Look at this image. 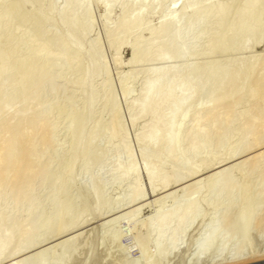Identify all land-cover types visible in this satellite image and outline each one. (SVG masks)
Returning a JSON list of instances; mask_svg holds the SVG:
<instances>
[{
	"label": "rangeland",
	"instance_id": "obj_1",
	"mask_svg": "<svg viewBox=\"0 0 264 264\" xmlns=\"http://www.w3.org/2000/svg\"><path fill=\"white\" fill-rule=\"evenodd\" d=\"M87 1L91 7V9L89 7L87 12L77 6H69L68 8L70 15L77 13L81 17L84 41L94 45L101 51L103 64H105V69L99 77L92 81L90 86L92 92L97 95V101L93 106L91 119L88 122L87 134L92 136L95 130V124L99 118L106 117L108 112L106 102L110 96L109 93L113 89L117 95L119 94L117 97L122 101L119 104L123 106L120 107L118 104V107L122 111L120 110L115 117L117 123L114 122L115 125L119 124V128L122 131L119 133L120 138L133 149L131 151L134 153L132 152L133 154L130 158L126 155L124 157L123 154L122 158V148L109 147L111 144L108 142L107 136L112 130L114 122L111 120L106 121L103 127L104 136L100 140V147L103 149L107 148L108 154L102 165L92 170V174H98L102 177L100 180L102 182L99 179L97 182L98 184H102L100 188L102 189L101 203H103V207L101 210L94 208L96 205L92 194V185L89 183L91 180L86 176V172L89 169L87 167L88 164L81 160L79 155H75L77 157H68L72 145L70 132L71 116L81 111L87 102L81 90L78 88L85 77L83 73L75 72L81 60L82 53L79 50L68 47L65 40L61 41V38L59 39V34L66 33L65 27L59 19H57L55 29L37 27L33 30L26 23L20 21L18 17L17 19L12 18L14 19L12 21L15 23L14 34L18 35L26 31L29 34V40L16 54H13V56L16 55L14 57L15 59L13 56H10L13 61L12 69H14V71L11 70V75H9L11 77L7 80L8 83L6 82L8 86L10 85V88L7 86L10 92L8 89L7 93L9 95H7L8 97L5 96L6 98L4 99L1 96V91L0 102H6L5 105L8 102L10 104V101L13 99L11 97L17 96L18 94L19 96L15 97L17 99L12 100L13 102L11 103L13 105L11 104L9 106V110H6L2 103L3 108H0V110H3V112L1 111L3 115L0 114V124L1 122L5 123L9 115L13 121L14 118L11 116V113L18 118L13 113L15 107H18L17 110L20 108V111L26 113L28 112L26 108L29 107V113H24L22 114L23 116L20 114L21 118L19 116L20 119H18L21 123L19 124L18 121V126L21 128L24 125L23 119L25 115L27 117L29 116L27 118L28 120L31 118V115L33 116V113L34 116L31 120L35 122L38 119V123L36 122L38 125L28 120L32 125L31 123H27V125H30L28 126V131H25L26 129L22 131H25L24 136L28 132L29 135L35 138L33 139L28 135L27 138H31L32 140L28 139V141L26 138L24 140L26 147L28 146L32 150L28 149V153L31 152L34 155L31 158V154H28L30 157L28 161L29 165L28 167L23 166L22 172H25L29 167H33L32 169H28L32 172H27L28 170H26L28 173V176L26 173L27 178H24L23 175L25 173H22L23 179H21L22 181L18 180L17 183L14 181V174V177H12L14 171H10L12 173L8 175L13 179L12 181L10 179L13 186L10 182L7 183L9 176H7V180H4V185L7 184L5 187L2 185L3 182L0 184V217L4 215L10 217L14 223V225L12 223L14 241L4 250L0 264H8L12 261L17 262L20 257H24V260L23 258L21 259L24 261L23 264H208L214 259H228L235 248L233 242L238 243L241 241H243V253L248 255L251 253H263L264 223L261 224L260 221L264 219V39L259 38V35L255 33L249 34L247 37L245 35H238L235 38L228 37L224 40L227 41L229 39L226 44H223L224 46L227 45L224 52L221 50L213 53L208 52L207 45L212 33L216 29V24L211 18H206L202 23L195 24L192 22L193 19H188L190 10L188 8L186 10L180 8L182 2L180 0L178 3H175L177 4L175 5V13H177L178 26L186 35L181 32L173 40L175 45L168 47L167 45L171 39V33L169 31L157 34L149 29L155 30L159 26L163 6L143 8V20L147 25L129 34L118 30V26H116L123 14V8L120 4L116 3L111 6L109 12L105 14V8L100 0ZM130 1L127 8L130 9L133 6L131 8L133 10L136 6L132 5ZM203 1L206 2L207 0H199V2ZM221 1L227 2L228 0ZM261 1L259 0V5ZM64 3V0H56L55 11L57 12ZM168 3L166 6L169 5L170 7V3ZM173 5L171 6L172 9H174ZM14 15L17 16L16 14ZM190 28L192 30L187 32ZM261 32L264 35V28ZM124 40L127 42L126 44L123 43ZM136 40H139L144 50L151 49L152 51L145 54L139 53L137 57L132 59V52L128 43ZM11 44L9 31L4 28L0 34V53ZM153 44L154 46H152ZM180 46L186 48L182 55H179L177 52V48ZM161 53L166 55L164 59L159 57ZM35 57H39V62ZM32 62L35 65H39V67L33 66L34 63L32 64ZM40 62H43L44 66ZM30 63L31 69L26 67L28 65L30 66ZM242 64L244 67L246 64H250L251 71L245 78H242L240 75L241 79L239 77L237 80L240 84L236 81V84H234L235 87L233 84L230 87L228 86L230 84L224 85L227 88H224L223 92L228 95V98L231 96L229 100L223 92L219 96H216L214 92L215 86L220 82L221 75L223 76L229 72L232 74L231 71L238 70L237 67L242 68ZM20 66L23 71L26 69L25 72L22 71ZM167 67L171 71L166 79H170L172 82L191 83L190 85L195 89L194 93L196 92L194 98L186 108L187 116L181 130L183 140L181 139L178 145V150L180 152L182 150V156L186 159L187 164L181 160L166 158L167 156L163 154L164 147L151 148L144 141L142 142V138L150 129V125L161 118L162 112L166 111L167 105L171 101L160 107V113L154 115L150 113L140 115L138 114L139 109L137 106L131 105L133 101H140L146 83L157 76V72L154 71ZM214 68H220L221 70L213 76L209 75ZM35 70L36 74L34 72ZM40 70L44 74L42 73L41 75ZM26 71L29 73H26ZM21 73H25L24 78L26 77V80H23L27 82L26 84L23 82V86L19 84V81L23 78V74ZM45 73L48 74L45 75ZM43 75L44 79L42 78ZM30 77L32 78L30 79ZM37 77L43 79L38 81L40 85H38ZM123 77L126 82L122 81ZM18 79L19 81L17 83L15 80ZM112 79L113 83L111 82L112 85L109 86L108 82L110 80L112 81ZM0 80L2 81V78ZM243 81L245 83L244 86ZM120 82L121 84L119 85ZM15 83H17V87H15ZM32 83L34 84L32 85ZM203 83L205 85H202ZM115 85L118 88V92ZM236 85H238V88H236ZM22 87L25 92H28L32 88V91L30 90L31 92H29H33L35 97L33 99L32 94L26 92L28 95L25 93V97L28 96V98H24V104L27 106L29 95H31L29 101L30 106L28 105L24 108L25 105L21 104L23 105L21 110L20 103L22 101L24 102V91L22 92ZM14 89L20 91L17 93ZM12 90L13 92H11ZM119 90H123V92ZM213 92L215 96L212 94ZM211 97L215 102L214 104L212 103ZM216 99L220 100L221 105H219L220 103L218 101V104L216 103ZM222 99L226 102H223ZM228 103H230L232 109H230ZM207 104L208 106H206ZM210 104L218 110L215 109V112L214 110L212 111ZM226 104H228L230 112L226 106H223ZM23 108L26 111H23ZM221 108L225 109V111ZM209 112L213 116L207 115ZM17 113L20 112L18 111ZM219 113L220 115H218ZM37 116L41 117L39 118ZM5 118L6 120H4ZM41 118H44V121ZM10 119V124H12L13 122ZM130 119H133L132 122ZM9 121L7 120L8 123ZM40 121L43 122V125ZM22 123L23 125H21ZM129 123L132 124L130 125ZM2 124L0 126V146L4 147L5 140L3 141V139L8 134L6 132L4 133V131L2 132L3 127L6 125L3 124L2 127ZM249 124H252V126ZM47 125L49 126V132L46 129ZM193 125L194 127L197 126L196 128L199 130L201 128L202 133H204V137H202L203 135L201 136L202 140L197 135L195 139L193 138L194 141L185 138V135H187V132ZM39 126V129L44 128L45 131L38 130ZM13 127L15 128L17 125ZM29 129H32L34 133H29L31 132ZM165 129L163 127L161 131L164 132ZM3 130H6V128ZM258 130L262 132L259 133ZM7 131H10V129ZM45 132L48 133L45 134ZM255 137L257 140H255ZM45 138L48 139L46 140ZM254 140L258 144H255ZM26 141L28 143L31 141L32 143L28 144ZM120 141L122 142L121 139ZM195 141L196 143L199 141V145L203 143L205 147L202 144L204 152L201 155L198 154V156L195 155L196 157H193L192 155L190 156L189 143L192 144ZM26 147H22L23 150H26ZM141 151L149 155L147 164H152V169L158 172V178L154 183L155 188L152 185L148 187L149 181L144 170L146 162L140 160L142 157L140 155L142 154ZM0 155V158H2L3 154ZM118 156H120L119 160L120 162L122 161V166L125 167L127 165L126 162L130 163L134 161L138 169L136 170L137 173L135 171L127 178L113 182L119 173L115 166ZM139 156L141 157L139 158ZM30 159L34 160V165ZM124 159L126 162L123 163ZM37 162L39 164L36 167ZM189 165L199 168L198 170L200 171L197 170L198 173L195 172L191 176L189 174L187 177L185 176L186 179L184 177L179 182H176V175L187 172ZM221 168H228V170L231 168L230 178L231 181L233 179L232 185L235 183V187L230 184L233 189H231V186L228 189V186L225 192V188L222 185L223 188L218 185L219 183H226L222 182L223 177L222 179L219 177L221 179L220 181L217 176L218 179L214 176L215 172L219 169L221 170ZM37 169H40L41 174ZM139 171L140 173H138ZM35 172L37 173L36 175ZM29 178L31 179L29 180ZM165 178H169V184L166 187H161L160 183ZM136 183L138 184L137 186ZM19 184L21 187H19ZM138 186L139 189L141 188L140 191ZM17 187L21 188V194L25 193L23 196L19 195L20 193ZM133 187H137L138 193L131 191ZM217 189L220 190L218 191ZM228 190L229 192L231 190V192H227ZM172 191L174 192L172 193ZM135 193L136 195L139 194V196H134ZM164 195L167 198L163 200ZM192 197L197 200L198 214L191 221L190 225L185 228L184 232H182V236L181 234L177 235L178 238L181 236V239L179 238L181 242L180 247L175 251H168L165 245L160 246V248L157 247L155 245L156 243H154L156 240H153L156 238V232L154 233L151 226L147 225L149 221L153 220L152 216L157 212L167 211L175 206L184 207ZM92 201L95 206L92 204ZM226 216L229 220L225 219ZM230 217L232 218L230 219ZM224 219L228 222V225L230 223L234 227V233L229 234L230 238L233 235V240L222 248L220 236L214 235L212 246L203 257L198 258L197 246L199 243L197 244V242H199L203 233L206 232L207 224L217 220L220 224H223L221 225L223 230L226 228L227 231L229 227L233 230V227L230 225L228 227L224 226L226 223H223ZM68 220L70 221L69 223H67ZM242 221L243 223H241ZM30 222L37 227V231L34 233L36 234L35 237L33 236L27 242V239L25 240L23 244V246L25 245V250L17 252V254L12 253L15 245H18L22 240L20 235L23 232H19L20 227L23 231V228L27 227ZM0 223L2 225V221ZM70 223H73V225H70ZM64 224L67 229H64ZM5 226L7 227L4 223V228ZM0 230L3 231V228ZM223 230L221 233L226 232ZM15 240H17V243L14 245ZM9 249L11 250L9 251ZM144 255L146 259H144ZM148 256H151L150 261L148 260ZM22 261L19 260L18 262L22 263ZM146 261L148 262L146 263Z\"/></svg>",
	"mask_w": 264,
	"mask_h": 264
},
{
	"label": "bare ground",
	"instance_id": "obj_2",
	"mask_svg": "<svg viewBox=\"0 0 264 264\" xmlns=\"http://www.w3.org/2000/svg\"><path fill=\"white\" fill-rule=\"evenodd\" d=\"M64 1H65L64 5L62 7H60L58 9V11L56 12L55 11L56 0H0V34L2 33V30H4V28L8 29L10 42H12V44L10 46L6 47L0 53V77L2 78V81L0 80V92L2 91L1 96H3L4 99L6 97H8L7 95H9V94L7 93V91L10 88L9 87L10 85L9 86L7 85V83H8L7 80L9 77H11V76H9V75H11L10 74L11 70L14 71V69H12L13 68V65H12L13 61L11 60L12 58H10V56H13V54H16L25 44H27V42L29 40V34L26 31L21 32L18 35L14 34L15 23L13 22L14 19H12V18L17 19V17H18L20 21H22L23 23H26L33 30H35L37 27H45V28L55 29V27L57 26V19H59V21L62 23V25L66 29V33H61L58 35L59 39L61 38V41L65 40L67 42L66 45H68V47L79 50L82 53L81 60L79 61L78 66L75 69V72H81V73H83V75L85 77L84 80L80 83L78 88L81 90V93L83 94V96L85 97V100L87 101L86 106L81 111H79L78 113H75L74 115L71 116L70 132H71V136H72V143H71L72 145L70 147L68 157L69 158H71L70 156L77 157L75 155H79L81 160L85 161L86 164H88L87 167H89V169L86 172V176L88 179L91 180V182H89V183H91V185H92V194H93L96 206L94 205L93 201H92V204L95 206L94 208L101 210L103 207V205H102L103 203H101L102 202V199H101L102 198L101 197V193H102L101 190L102 189L100 188L101 187L100 185H102V184L101 183L98 184L97 180L99 179V181H100L102 177H101V175H98V174L97 175L92 174V170L100 167L102 165V163L104 162L105 157H107L108 149L107 148L103 149L100 147V140L104 136L103 127H104V124L106 123V121H108V120H111L113 122L115 121L117 123L115 117L121 110L118 107V104L121 100H119L120 98L118 99V97H117L119 94L117 95L116 91H114L112 89V92L109 93L110 96L108 97V100L106 102V106L108 109L106 117L105 118H103V117L99 118V120L95 124V130L93 133L94 135L92 134V136H91V135L87 134L88 122L91 119L93 106L95 105V103L97 101V95L94 92H92V90L90 89V86H91L92 81L95 78L99 77V75L105 69V64H103V55H102L101 51L97 47H95L94 45L88 44L84 41V39H83V23H82V19L79 16V14L73 13V15H70V13L68 12L69 6H77L79 8H83L84 11L87 12L89 10V7H90L88 4V1L87 0H64ZM100 1L105 8V12H106L105 14H107V12H109V9L111 8V6H113L116 3L120 4V6H122L123 14H122L120 21L116 25V26H118L117 29L120 31H124V32H127L130 34L131 32H135V31L139 30L140 28L145 27L147 24L143 20V13H144L143 8H147L149 6L150 7L153 6V8L156 6L157 7L163 6L162 14L160 16L159 26L155 30H152L151 28H149L150 31L157 33V34L169 31L171 33V39L167 45L168 47H172L175 45L173 42L174 38H176V36L180 35L182 32V30L178 26L179 24H178V19H177V13H175V5H177L175 3H178V1H180V0H131L130 3H132V5H134V6H136L135 8H133V10H131V8L133 6L130 9L127 8L129 0H100ZM167 2L170 3V7H169V5L166 6ZM172 5H173L174 9L171 8ZM179 7H180V5H179ZM53 8H54V12H53ZM180 8L185 9V10H186V8H188L190 10V12L188 14V19H193L192 22H194L195 24L202 23L204 21V19H206V18L213 19L214 23L216 24V29L212 33L210 41L207 45V51L208 52L213 53L217 50H221L224 52L227 48V45L224 46L223 44H226L229 39L227 41H224V40H225V38H228V37H234L235 38L238 35H245L247 37V35L249 36V34L251 35V34L255 33V34L259 35V38L264 39V35L261 34V33H263L261 31L264 28V22H263V19H264V0H262L260 2V5H259V0H228L227 2H223L221 0H215L213 2H212V0H207L206 2L205 1L199 2V0L198 1H196V0H182ZM90 9H91V7H90ZM188 9H187V11H188ZM14 14H16L17 16H15ZM191 30L192 29L190 28L187 30V32L188 31L190 32ZM184 35H186V34H184ZM125 40L123 41V43L126 44L127 42ZM128 45L130 46V49L132 52V57H133L132 59L137 57V55H139V53L145 54V53H149V51L150 52L152 51L151 49L150 50L149 49L144 50V48L141 47L139 40L128 43ZM243 45H245V44H243ZM152 46H154V44ZM185 49L186 48L184 46H180L179 48H177L178 54L182 55L184 53ZM31 53L33 54V52H31ZM15 56L16 55H14L13 58ZM32 57H34V56H32ZM159 57L164 59L166 57V55L164 53H161L159 55ZM38 58H36V59L38 60ZM36 59H34V60H36ZM38 62H39V60H38ZM33 63L34 62H32V64ZM41 64L44 66L43 62ZM41 64H40V66H41ZM21 65H22V63H21ZM34 65H35V63L33 64V66ZM249 65L246 64L244 67V65L242 64L243 67L242 68L237 67L238 70L233 69L235 72L231 71L232 74L229 72V73H225L223 76L221 75L222 78H221L220 82L218 83V85L215 86V91H214L216 93L215 95L219 96L220 93L223 92L224 88H227V87H224V85H226V84H230V85H228L229 87L232 84L234 86V84H236V81L239 79L240 75L242 78L243 77L245 78V76L247 77L251 71V66L249 67ZM33 66H32V68H33ZM35 66L39 67V65H35ZM43 66H42V68H43ZM23 67H24V63H23ZM26 67H29V69H31V63H30V66L28 65ZM21 69H22V67H21ZM25 70L23 71V69H22L23 72H25ZM220 70H221L220 68H214V70H212L209 73V75L213 76L217 72H220ZM41 71L42 70H40V73H41ZM170 71H171V69L169 67L160 68V69L155 70L154 72H157V74H156L157 76L153 79H150L146 83V86L143 88L144 93H143V96L140 99V101H137V102L133 101L131 103V105L137 106V108L139 109L138 114H140V115H144V114H148V113L154 115L156 113H160L159 112L160 107H162L164 104L171 101V103H169L167 105L166 111L162 112L161 118L150 125V129L143 136L142 142L144 141L145 144H147L151 148L164 147L163 148V154L165 156H167L166 158H168V157H169V159L174 158L178 161L181 160L182 162L187 164L186 159L183 158V156H182L183 155L182 150L180 149L181 152L178 150V148H179L178 145L182 139V137H181L182 125H183V123L186 119V116H187L186 108H187L188 104L191 102V100L194 98V96H195L194 94H196V92L194 93L195 89L193 88L192 85H190L191 83L172 82L170 79L169 80L166 79V77L170 73ZM34 72L36 74V70ZM26 73H29V72L26 71ZM42 73H41V75H42ZM12 74L14 75V73H12ZM21 74H23V73H21ZM21 74H20V76H21ZM24 74L22 75L23 78L20 81H19V79L15 80V81H17V83H18V81L20 82L19 83L20 86H23V82H24V84L27 83L26 81L23 80V79L26 80V77L24 78ZM33 74H31V75L33 76ZM37 74H38V72H37ZM47 74L48 73H45V75H47ZM14 77H12V78H14ZM43 77H44V75L42 76V78ZM241 77H240V79H241ZM31 78L32 77H30V79ZM37 78H38L37 82L44 79V78L41 79V77H37ZM45 78H46V76H45ZM248 78H250V77H248ZM114 80H116V79H114ZM246 80H245V82H246ZM10 81H11V79H10ZM45 81H46V79H45ZM122 81L126 82V80H124V77H123ZM32 82H33V79H32ZM111 82L113 83V79H112V81L110 80V82H108L109 86L112 85ZM237 82L239 83V81H237ZM17 83L14 84L15 87H17ZM34 83H36V82L34 81ZM34 83H32V85ZM243 83H244V81H243ZM120 84H121V82L119 83V85ZM258 84H259V82H258ZM38 85H40L39 82H38ZM202 85H205V83H203ZM241 85H242V82H241ZM244 85H245V83L243 84V86ZM237 86L238 85H236V88H238ZM115 87H116V85H115ZM21 89H22V92L24 91V94H23L24 95L23 100H24V98H28V96L25 97V93L27 91L25 92V90H23L24 89L23 87ZM233 89H235V88H233ZM240 89H242V87H240ZM30 90L32 91V88H30ZM225 90L228 91L227 89H225ZM18 91H20V90H18ZM18 91L15 90V92H17V93H18ZM9 92H10V89H9ZM11 92H13V90ZM30 92L28 94H32L33 99H34L35 95H33V92L32 93H30ZM117 92H118V88H117ZM120 92H123V90H121ZM124 92H126V91H124ZM214 92L212 93L213 95H214ZM234 93H236V91H234ZM223 94L225 95L226 93L223 92ZM213 95H212V97L215 96V95L214 96ZM17 96H19V94ZM17 96H13L11 98L17 99V98H15ZM30 96L31 95H29V99H28L29 101H30ZM124 96H125V94H124ZM212 97H211V100H212ZM226 97L229 100V98L231 96L228 98V95H227ZM226 97H225V100H226ZM222 98L224 99V97H222ZM1 100H3V99H1ZM12 100L10 101V104H9V102L7 103V104H9L8 107H6L7 104L5 105L6 102L3 103V101H1L0 102V104H1L0 108L2 109L4 106L6 108V110L7 109L9 110V106H11V104H12L11 102H13ZM19 100H21V99H19ZM225 100H223V102ZM29 101H28L27 106L28 105L30 106ZM217 101L219 102L220 100L216 99V103H217ZM14 102H15V100H14ZM22 102L20 103V105L24 104L25 100L23 103ZM32 102H33V100H32ZM2 103H3V106H2ZM26 103H27V100H26ZM212 103L214 104L215 102L213 101ZM228 104L230 106V103H228ZM228 104L223 105V106L224 107L226 106L228 108ZM14 105H17V104H14ZM24 105H25L24 108H26L27 107L26 104H24ZM119 105H120V107L122 106L121 104H119ZM219 105H221V103ZM22 106L23 105H21V110H22ZM206 106H208V104ZM210 106H212V111L214 110V112H215V109H216V108H214L215 106L213 107L212 104H210ZM17 108L18 107H15V109H13V113L16 114L18 116V118H19L20 114L22 115L24 113L25 114L29 113V107L26 108V110L28 111L27 113L20 111V108L17 110ZM24 108H23V111H26ZM204 108H205V106H204ZM223 108H221V109H223ZM227 108H226V110L229 109V108L228 109ZM230 109H232L231 106H230ZM230 109L228 110L229 112H230ZM15 110H17V111H15ZM205 110H207V109H205ZM216 110H218V109H216ZM223 110L225 111V109H223ZM1 111L3 112V110H0V114H1ZM18 111L20 113H17ZM210 111H211V109H210ZM11 112H12V110H11ZM205 112H207V111H205ZM32 113H33V111H32ZM209 113L207 115L213 116V114H211V113L209 114ZM7 114H8V112H7ZM1 115H3V114H1ZM218 115H220V113ZM11 116H13V118H14L13 121L10 119V115H9L7 120L9 121V119H10L13 122L12 124H10V121L8 123L6 118L4 119V120H6L5 123L1 122V124L2 123L6 124L5 127H3V124H2L3 129L6 128V130L2 129V132L4 131V133L6 132L8 134V135H6V136H8L7 138L3 134L6 139L3 136H1L2 138H4L3 141L5 140L4 147L0 146V154H3V157H2L3 159L0 158L1 159L0 160V184L3 182L2 185H4V180L5 179L7 180V176H9L8 175L9 173H12L14 171V173H12V177L15 176L14 181L18 183V180L22 181L21 179H23L22 173L23 174L25 173V175H23V176H24V178L25 177L27 178V176H28L27 172H29V171L32 172L31 170H28V169L33 168V167H29L26 169V170H28L27 172H26V170H25V172H22L23 166L28 167L29 158L30 157L32 158L33 157L32 155H34L31 152L28 153V149H30V148H28V146L26 147V145L24 143L25 138H26V140L31 139V138H27V136L29 135L28 132L25 136H24V134H25L24 132L28 131L27 129H28V126H30V125H27V123L28 124L31 123V122L29 123L28 120L32 121L31 119H33L34 113H33V116L31 115V118H29L28 120H27V118L29 116L27 117V115H25V118L27 121L25 120V118L23 119L24 125H23V123L21 125H23L24 127L22 126L21 128H20V126H18V121L21 118V116L19 119L17 117H15V115H12V113H11ZM37 117H39V116H37ZM15 120H17V121H15ZM41 120L44 121V118H41ZM132 120L133 119H130L131 122H132ZM21 121H22V119H21ZM34 121H35V117H34ZM37 121H38V119H37ZM37 121H35V122L32 121V123H36ZM115 122L113 123V126L115 125ZM221 122H222V120H221ZM15 123H17V124H15ZM20 123L21 122L19 121V124ZM32 123H31V125H32ZM42 123L43 122H41V124ZM133 123H134V121H133ZM1 124H0V126H1ZM253 124H254V121H253ZM12 125L13 126L17 125V127H15V128L19 127L20 129L19 128L15 129ZM26 125H27V128H26ZM48 125H47L46 129L49 128ZM195 125H197V124H195ZM113 126H112V130L110 131V133L107 136L108 142H110V144H111V146H109V147L110 148H122L123 153L120 152V153H122V155L119 153L122 156V158H123V154H124V157H125V155L129 158L132 157V154L134 152L131 150H133V149H131V147H129V145L126 142L124 143V140L122 138H120L119 133L121 130L119 128V124L115 125L114 128H113ZM250 126H252V124ZM122 127H121V129H122ZM163 127L166 128L164 132L161 131V128H163ZM196 127H194V125L191 127V129L187 132V135H185L186 139L188 138L191 141L192 140L194 141L196 135L201 137L204 134V133H202L201 128L199 130ZM7 128H9L10 131H13V132L7 131V130H9ZM11 128H12V130H11ZM39 128H40V126L38 127V130H44L45 131L44 128H42V129H39ZM260 128H262V127H260ZM13 129L16 131H14ZM255 129H257V128H255ZM23 130H25V131L22 132ZM30 130H31V132H29V133H31V134L34 133V131L32 129H29V131ZM38 130H36V131H38ZM253 130H254V128H253ZM261 130H263V129H261ZM49 131L50 130L48 129V132ZM8 132H10V133H8ZM258 132H259V130H258ZM261 132H259V133H261ZM47 133L45 132V134H47ZM35 134H36V132H35ZM256 135H254V136H256ZM30 136L31 135H29V137ZM41 137H43V135H41ZM202 137H204V135ZM202 137L200 140H202ZM48 138H45V139L47 140ZM33 139H35V138H33ZM37 139H38V137H37ZM120 139L122 140V142L120 141ZM255 140H257L256 137H255ZM3 141H1V142H3ZM28 141H26V142L28 143ZM128 142H129V140H128ZM30 143H32V142L30 141ZM30 143H28V144H30ZM39 143H40V141H39ZM22 144L27 148L26 150H23L22 147H24V146ZM41 144H42V141H41ZM202 144L200 143V145H199V141L197 143H196V141L193 142L192 144L189 143L190 156L192 155L193 157H196L195 155H197V156H198V154L201 155V153L204 152V149H203L204 144H203V146H202ZM255 144H258L257 141H255ZM31 148H33V147L31 146ZM2 151H3V153H1ZM206 151H205V153H207ZM28 154L29 155L31 154L30 157ZM136 154H137V152H136ZM140 155H142V157L139 156V158L141 157L140 160L146 162L144 170L146 171L147 178L149 181L148 187L149 186L151 187V185H152L153 188H155L154 183L156 182V179L158 178V172L156 170L152 169V164H150V165L147 164L149 155H146V153L144 151ZM0 157H1V155H0ZM119 158H120V156L117 157V160L115 163L116 169L119 171V173H118L117 177L114 178L113 182H115V180H119V179L121 180V179L127 178L128 176L133 174L138 169V167L135 166L134 161L127 163L125 159H124L125 161L123 160V163L126 162L127 165L125 167L122 166V164H121L122 161L120 162ZM253 159H252V161H253ZM257 159L258 158L256 155V160ZM30 160L33 161V162L30 161V162L33 163V165H34V160H32V159H30ZM133 160H135V159H133ZM136 160H137V158H136ZM223 160H225V159H223ZM249 160H250V158H249ZM247 162H249V161H247ZM38 164L39 163L37 162L36 167ZM40 165H41V163H40ZM72 165H73V163H72ZM137 165H138V163H137ZM36 167H35V169H36ZM198 169L199 168H197V167L189 165L187 172L179 173L176 175V178H175L176 182L177 181L179 182L185 176L187 177L189 174H190V176L193 173L195 174V172H197ZM37 170L41 174L40 169H37ZM43 170H45V168H43ZM46 170H47V168H46ZM230 170H231V168H229V170H228V168H225V169L221 168V170L220 169L217 170V172H215V175H214L215 177L217 176L218 178L220 177L221 179L223 177L222 182H226V183H221V184L219 183L218 184L220 186L222 185L225 188L224 192L226 191L228 186H229L228 189H230V186L232 185L233 179L231 181V178H230L231 171ZM10 171H12V172H10ZM34 171H33V175H34ZM38 171H36V172H38ZM142 171H143V169H142ZM198 171H200V170H198ZM36 172H35V175L37 174ZM26 173H27V176H26ZM136 173H137V171H136ZM138 173H140V171ZM216 173H217V175H216ZM13 174H14V176H13ZM43 174H44V172H43ZM9 177H8L9 181H7V183L10 182V179H11V181L13 180L12 177H10V178ZM186 177H185V179H186ZM30 179L31 178H29V180ZM221 179H220V181H221ZM15 182H13V184H15ZM100 182H102V181H100ZM19 183H21V182H19ZM10 184H11V182H10ZM168 184H169V178L168 179L165 178V179H163V181H161L160 186L166 187V185H168ZM225 184H226V186H225ZM234 184L232 185L233 187H235ZM6 185L7 184H5L4 187ZM137 185L138 184L136 183V186ZM232 186H231V189H233ZM19 187H21L20 184H19ZM19 187H17L19 189L18 190V192L20 193L19 195L23 196L25 193L21 194V190H20L21 188H19ZM138 189H139V186H138ZM23 190H24V187H23ZM140 190H141V188L139 189V191ZM195 190H196V188H195ZM131 191L137 192V187H133V189ZM142 191H143V189H142ZM191 191H192V189H191ZM221 191H223V190L221 189ZM173 192L174 191H172V193ZM227 192H229V190ZM230 192H231V190H230ZM22 193H23V191H22ZM165 195H164L163 200L167 198V197L165 198ZM134 196H139V194L136 195V193H135ZM197 206L198 205H197L196 198L193 199V197H192L190 199V201L187 203V205H185L184 207L175 206V207H173L167 211L155 213L152 216L153 220L149 221V223L147 222L148 223L147 225L151 226V229L154 231V233L156 232V235H155L156 238L153 239L154 241L156 240L154 242V243H156L155 245L159 248H160V246L165 245L166 248L168 249V251H173V250L175 251L178 247H180V243H181L180 239L182 236V232H184L185 228H187V226L190 225L191 221H193V219L195 217H197V214H198ZM4 216L0 217V219H1L0 222L2 221V225H0V227H1L0 229L3 228V231L0 230L1 231L0 232V260L2 259L1 257L3 256L4 250L9 246V244L11 242L14 241L13 240L14 239V236H13L14 230H12V228H13L12 226L14 225V223L11 221L10 217H7V216L4 217ZM62 216H63V212H62ZM64 216H65V214H64ZM222 217H224V216L222 215ZM231 218L232 217H230V219ZM61 219H63V218H61ZM225 219L226 220L228 219L227 216L225 217ZM225 219H224L223 223L226 222ZM71 221H73V220H71ZM69 222L70 221L68 220L67 223H69ZM260 222H261V224L264 223V219H262V221H260ZM4 223H5V225H7V227L5 226V228H4ZM12 223H13V225H12ZM241 223H243V221ZM65 224H64V227H65L64 229H67ZM70 225H73V223L72 224L70 223ZM221 225H223V224H220L217 220L212 221L209 224H207V227L205 230L206 232L203 233L202 237L199 239V242H197V244L199 243L197 246L198 247V251H197L198 258L203 257L207 253L209 248L212 246V244L214 242V235L220 236L222 248H224L225 245L231 243V240H233V238H232L233 235L230 238L229 234L234 233V231H235L234 227L229 223V225L233 227V230L229 227L230 230L228 228V230L226 231V228L223 230V228H221ZM229 225H228V222H226L224 224L225 227L226 226L228 227ZM61 229H63V228H61ZM221 229L223 231H226V232L221 233V231H222ZM20 231L23 232L22 235H20V238L22 237L23 241L21 240V242L18 245H15V243H17L18 238H17V240H15V242H14L15 249L12 252L14 254H17V252L25 250L24 249L25 245L23 246L25 240L27 239L26 240V242H27L28 240H31V238L33 236L35 237L36 234H34V233H36L37 227L30 222V224L27 227L23 228V231L20 227L19 232ZM179 234H181V236L179 237L180 239L177 237V235H179ZM242 242L243 241L238 242V243L233 242L235 248H234L232 255L228 259H214L213 261H210L208 264H242V263H246V262H250V261L264 259V252L263 253H256V254L251 253L249 255L246 253H243ZM12 246H13V244H12ZM10 250L11 249H9V251ZM154 251H156V250H154ZM142 254H143V252H142ZM139 255H140V252H139ZM10 257H12V256H10ZM144 257H145V255H144ZM4 258H5V256H4ZM22 258L24 260V257H22ZM22 258L20 257L19 260L22 261L21 260ZM150 258H151V256L150 257L148 256L149 261H150ZM144 259H146V257ZM18 261L17 262L12 261V262H9L8 264H23V262H24V261H22V263H21ZM147 262L148 261H146V263Z\"/></svg>",
	"mask_w": 264,
	"mask_h": 264
},
{
	"label": "water",
	"instance_id": "obj_3",
	"mask_svg": "<svg viewBox=\"0 0 264 264\" xmlns=\"http://www.w3.org/2000/svg\"><path fill=\"white\" fill-rule=\"evenodd\" d=\"M242 264H264V259L250 261V262H246V263H242Z\"/></svg>",
	"mask_w": 264,
	"mask_h": 264
}]
</instances>
